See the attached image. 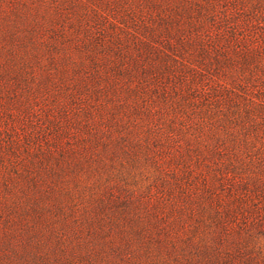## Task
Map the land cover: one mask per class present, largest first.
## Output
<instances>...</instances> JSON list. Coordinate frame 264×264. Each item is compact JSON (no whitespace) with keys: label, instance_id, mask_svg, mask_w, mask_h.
<instances>
[{"label":"rangeland","instance_id":"obj_1","mask_svg":"<svg viewBox=\"0 0 264 264\" xmlns=\"http://www.w3.org/2000/svg\"><path fill=\"white\" fill-rule=\"evenodd\" d=\"M0 264H264V0H0Z\"/></svg>","mask_w":264,"mask_h":264}]
</instances>
